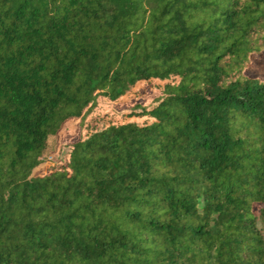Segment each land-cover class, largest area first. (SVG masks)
I'll return each instance as SVG.
<instances>
[{
	"label": "trees",
	"instance_id": "trees-1",
	"mask_svg": "<svg viewBox=\"0 0 264 264\" xmlns=\"http://www.w3.org/2000/svg\"><path fill=\"white\" fill-rule=\"evenodd\" d=\"M253 58L264 0H0V264H264Z\"/></svg>",
	"mask_w": 264,
	"mask_h": 264
},
{
	"label": "rangeland",
	"instance_id": "rangeland-1",
	"mask_svg": "<svg viewBox=\"0 0 264 264\" xmlns=\"http://www.w3.org/2000/svg\"><path fill=\"white\" fill-rule=\"evenodd\" d=\"M253 65L252 67L247 71L248 75L250 76H258L262 80H264V58H253L252 59ZM134 98H130V100H133ZM137 100L146 101V98L142 96L141 98H138ZM117 109L124 110L127 109L125 103L120 104ZM78 138L77 134L72 136V138L69 140V142H74ZM69 144V143H66ZM62 148H59V153H61Z\"/></svg>",
	"mask_w": 264,
	"mask_h": 264
}]
</instances>
